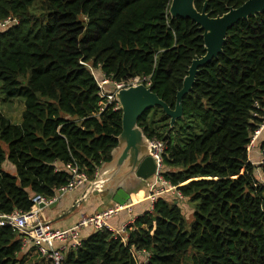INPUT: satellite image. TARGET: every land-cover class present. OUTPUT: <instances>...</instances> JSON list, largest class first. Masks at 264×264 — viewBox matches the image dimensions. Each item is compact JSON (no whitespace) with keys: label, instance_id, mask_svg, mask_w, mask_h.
<instances>
[{"label":"trees","instance_id":"obj_1","mask_svg":"<svg viewBox=\"0 0 264 264\" xmlns=\"http://www.w3.org/2000/svg\"><path fill=\"white\" fill-rule=\"evenodd\" d=\"M171 1L0 0V23L17 22L0 31V94L23 107L18 124L0 111V216L29 211L33 196L53 197L70 179L68 166L93 182L111 162L122 111L100 96L96 74L115 83L148 77L151 93L175 109L192 61L206 52L204 31L171 16ZM246 1L193 6L217 18ZM181 106L172 124L155 106L137 126L164 143L162 175L192 206L190 227L177 200L159 198L123 235L105 228L81 236L63 264H264V184L248 158L264 121V11L228 30ZM260 153L264 179V140ZM22 237L0 226V264H27ZM35 256L28 264H50Z\"/></svg>","mask_w":264,"mask_h":264},{"label":"crops","instance_id":"obj_2","mask_svg":"<svg viewBox=\"0 0 264 264\" xmlns=\"http://www.w3.org/2000/svg\"><path fill=\"white\" fill-rule=\"evenodd\" d=\"M139 85L140 84H132L131 82V84H127L121 90H112L116 96L119 95V99L115 98L119 109H128L126 119L127 130L121 140L120 145L113 150L111 162L102 164L97 171L96 179L94 181L97 182L95 187L92 188V184L94 182H87L80 186L77 190L62 196L58 202L47 207H42L41 212L38 215L39 223L44 224L51 229L70 228L78 222L81 214L90 215L93 213H100L114 206L115 203L113 202L112 198L116 190L119 188L123 189L127 194H129L131 205L118 212V214L109 221L110 230H120L122 227L133 222L137 217L141 216L145 212L150 211L149 202L146 200L148 193L147 185L150 181V178L148 180H141L133 177L125 180V183H122L124 180H122L120 176H116V174L122 175L131 171L134 165L133 151L140 147L144 148L142 145L140 146V144L134 142V133H131V131H133L135 132V135L138 134L139 137L144 136L142 130L137 126V120H135L136 115L140 111V108H135L138 97H135L131 103L129 100L130 94H132L134 91L132 89L138 87ZM106 86L112 87L111 85ZM20 116L21 111L19 112L17 118L12 120L18 122ZM144 149L142 150L145 153ZM128 153L131 154V158L127 161L126 159ZM119 161H121V164L120 169L117 172ZM2 169L11 175L15 174L14 167L8 162H5L2 165ZM98 185H100L101 188H98ZM166 199L169 203L174 201L171 200L172 197H168ZM185 203H188L185 199L177 201L180 209H182ZM192 212L193 210L191 208V215ZM90 231V229L82 230V238L87 236ZM22 250L23 251L21 252L20 257L24 259V263L28 264L37 260V257L35 256L37 253L33 246L27 245ZM139 256L140 259L143 260L144 256L141 254Z\"/></svg>","mask_w":264,"mask_h":264},{"label":"built area","instance_id":"obj_3","mask_svg":"<svg viewBox=\"0 0 264 264\" xmlns=\"http://www.w3.org/2000/svg\"><path fill=\"white\" fill-rule=\"evenodd\" d=\"M15 19H8L0 23V27L9 28L16 24ZM96 79V84L100 89V96L106 100V103H115V109H119V106L115 100V94H106L105 86L111 85L115 90H121L127 84H140L145 88L149 86V78H134L126 83H115L105 79L103 76ZM145 83V84H144ZM263 124L253 134L256 137ZM251 143V140H250ZM149 155L155 163V173L150 178L147 185L148 193L146 200L149 202L150 210L159 198L172 197L171 200H182L183 197L177 191L176 187L171 186L163 178V164L162 156L165 150L164 143L152 140L148 142ZM260 164H262V159ZM67 172L70 174L68 183L55 190L53 197L47 199L41 196H33L31 198L32 206L27 212H15L8 216H0V226H9L18 232L22 237V248L27 245L33 246L36 253L50 264H63L65 253L69 250H75L81 244V232L84 229H90L91 231H99L102 229H110L109 221L118 214V212L126 209L128 206H120L114 204L111 208H108L100 213H93L90 215L81 214L78 222L70 228L65 229H51L48 226L38 222V215L41 212L42 207H47L51 204L58 202L62 196L67 193L77 190L80 186L87 183V177L83 173H79L76 168L67 167ZM124 227L120 230H111L114 234H124ZM140 255V254H139ZM144 256L143 254H141Z\"/></svg>","mask_w":264,"mask_h":264},{"label":"water","instance_id":"obj_4","mask_svg":"<svg viewBox=\"0 0 264 264\" xmlns=\"http://www.w3.org/2000/svg\"><path fill=\"white\" fill-rule=\"evenodd\" d=\"M194 0H172L169 8V13L173 17H180L182 19H190L195 22L200 29L204 31L203 42L205 46V55L199 59L192 61L191 66L188 70V76L183 82L182 89L177 93L176 106L174 110H170L163 102H161L155 95H153L149 88H145L143 85L132 89L134 90L129 96L130 103L135 97H138L137 105L135 108H140V111L135 117V120L147 110L154 108L155 106H160L164 113L170 118V124H172L177 117L182 113L181 98L186 94L192 87L195 79V75L199 67L207 64L213 58L221 52L222 46L225 42V37L228 32L237 22L246 19L249 16H253L256 13L264 11V0H247L244 4L236 9H230L228 13L222 17L211 18L205 11L198 12L193 6ZM106 86L104 88L106 94H112L115 88L112 86ZM115 98L119 99V95ZM129 103V101H128ZM122 111V133L118 138V146L121 143L123 136L127 130V114L128 109L124 108ZM137 122V121H136ZM133 134L134 142L136 143L135 132L131 131ZM140 135V134H139ZM131 138V139H133ZM143 142L137 143L142 145L144 148L140 147L133 151V169L125 174H117L122 178V183L129 178H137L141 180H148L155 173V163L149 155V145L148 139L144 136L139 137ZM117 146V147H118ZM145 150V153L143 150ZM113 152V151H112ZM112 156V154H111ZM126 157V156H125ZM124 157V158H125ZM127 158L130 160L131 154H127ZM121 161L118 162L117 172L120 169ZM97 182L92 184V188L95 187ZM113 202L120 206H130L131 200L129 194H127L123 189H117L113 198Z\"/></svg>","mask_w":264,"mask_h":264},{"label":"rangeland","instance_id":"obj_5","mask_svg":"<svg viewBox=\"0 0 264 264\" xmlns=\"http://www.w3.org/2000/svg\"><path fill=\"white\" fill-rule=\"evenodd\" d=\"M4 29L5 28L0 27V31ZM96 77L99 78L97 74ZM136 107H138V105H136ZM22 110H23L22 100L20 98L4 101L2 94H0V111L11 121V123L18 124L20 122V118L18 122L13 121L12 119L17 118L19 112L20 111L22 112ZM263 140H264V125L260 130L259 134L251 139V143L248 146V158L250 163L254 166V177L257 180V182L261 184H264V179L262 177V173L259 167V164L262 159L260 155V143ZM140 142L142 143L143 139L140 140L138 134H136V143H140ZM126 160L128 161V158ZM98 188H101V186L98 185ZM191 208L192 206L189 203H185L182 209H180L185 218L187 228H189L192 223V215L190 214Z\"/></svg>","mask_w":264,"mask_h":264}]
</instances>
